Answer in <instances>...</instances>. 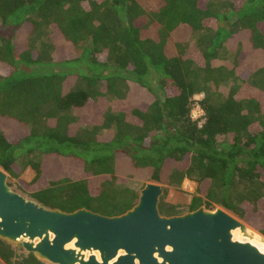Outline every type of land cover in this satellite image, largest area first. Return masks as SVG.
Segmentation results:
<instances>
[{"label": "trees", "instance_id": "trees-1", "mask_svg": "<svg viewBox=\"0 0 264 264\" xmlns=\"http://www.w3.org/2000/svg\"><path fill=\"white\" fill-rule=\"evenodd\" d=\"M119 160L264 236V0H0V168L45 207L116 216L139 198ZM0 264L48 263L0 239Z\"/></svg>", "mask_w": 264, "mask_h": 264}, {"label": "water", "instance_id": "water-1", "mask_svg": "<svg viewBox=\"0 0 264 264\" xmlns=\"http://www.w3.org/2000/svg\"><path fill=\"white\" fill-rule=\"evenodd\" d=\"M163 186L147 183L121 215L45 207L9 185L0 168V239L48 264H264V253L234 239L264 236L221 207L163 216ZM71 247H68L71 245Z\"/></svg>", "mask_w": 264, "mask_h": 264}, {"label": "rangeland", "instance_id": "rangeland-1", "mask_svg": "<svg viewBox=\"0 0 264 264\" xmlns=\"http://www.w3.org/2000/svg\"><path fill=\"white\" fill-rule=\"evenodd\" d=\"M37 43V42H35ZM235 47V43L229 42L227 47L225 48V54H223L222 61H219L220 64L227 63L229 60V56L232 54V51ZM262 59L259 57L255 62H260ZM74 79L69 80V83L72 84ZM200 95L196 96L199 97ZM202 97H200L201 99ZM129 101L131 104L139 103V102H149L150 101V95L147 93L146 90L132 86L130 87V92H129ZM74 130V129H73ZM72 130V131H73ZM104 134L107 133V131H103ZM120 166L124 172L121 174V178L124 179V181L127 183V185L137 191L139 194L140 191L145 187L147 183H154V182H149L146 180V176L143 172L139 173H129L128 171V164L125 160H119ZM43 163V168L46 170H51V169H56V162L52 161L51 159L44 158L42 160ZM71 169L78 171L80 168H78L74 164H70L69 166ZM130 174V175H128ZM36 173L31 167H27L24 173L21 176V180H24L26 182H30L34 179ZM9 185L16 190L17 192L25 195L28 197V195L24 194L20 189H19V184L16 179H12L9 177ZM163 194L160 198L159 202V211L161 215L163 216H169L166 214H171L170 216L174 215H183L185 213L191 212L189 209L190 204L192 203V200L196 194V189H197V184L193 181H186L181 188H175V187H170L167 185H163ZM29 198V197H28ZM30 199V198H29ZM200 207H205V205H202ZM199 207V208H200ZM219 207V206H215ZM208 209V208H207ZM164 210V211H163ZM211 210V209H210ZM100 214V213H99ZM174 214V215H173ZM231 214V213H230ZM247 225V224H246ZM252 231H256L254 228L251 226L247 225ZM17 249H22L18 246L13 245ZM25 251V250H24Z\"/></svg>", "mask_w": 264, "mask_h": 264}, {"label": "bare ground", "instance_id": "bare-ground-1", "mask_svg": "<svg viewBox=\"0 0 264 264\" xmlns=\"http://www.w3.org/2000/svg\"><path fill=\"white\" fill-rule=\"evenodd\" d=\"M234 239L238 241H242V242H250L253 245H255L261 252L264 253V244L262 243L261 240H259V237L256 235L254 239H248L242 236V234L240 233V230H236L234 231ZM71 246L72 244L69 245L68 247H71Z\"/></svg>", "mask_w": 264, "mask_h": 264}, {"label": "built area", "instance_id": "built-area-1", "mask_svg": "<svg viewBox=\"0 0 264 264\" xmlns=\"http://www.w3.org/2000/svg\"><path fill=\"white\" fill-rule=\"evenodd\" d=\"M199 100L200 98L195 97V102L193 105L191 115H192L193 120L197 121L199 126H201L204 122V111L201 108L200 104L198 103Z\"/></svg>", "mask_w": 264, "mask_h": 264}, {"label": "clouds", "instance_id": "clouds-1", "mask_svg": "<svg viewBox=\"0 0 264 264\" xmlns=\"http://www.w3.org/2000/svg\"><path fill=\"white\" fill-rule=\"evenodd\" d=\"M203 95H204L203 93H200V96H199V97H197V98L203 97Z\"/></svg>", "mask_w": 264, "mask_h": 264}]
</instances>
